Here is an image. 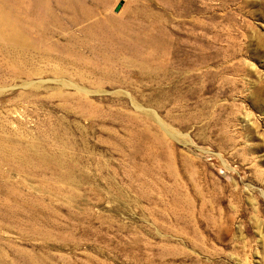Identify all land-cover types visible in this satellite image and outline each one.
Masks as SVG:
<instances>
[{
	"label": "rangeland",
	"instance_id": "374dc122",
	"mask_svg": "<svg viewBox=\"0 0 264 264\" xmlns=\"http://www.w3.org/2000/svg\"><path fill=\"white\" fill-rule=\"evenodd\" d=\"M45 4L59 21L45 35L55 53L89 42L86 31L108 20L125 30L113 47L133 52L104 59L95 41L64 77L102 91L85 98L64 88V99L49 88L55 64L31 58L45 71L19 76L0 53V140L39 136L48 116L75 140L73 169H18L0 149V263L264 264V0ZM160 36L186 62L172 68L177 83L139 64ZM39 79L23 98L22 81Z\"/></svg>",
	"mask_w": 264,
	"mask_h": 264
},
{
	"label": "bare ground",
	"instance_id": "6f19581e",
	"mask_svg": "<svg viewBox=\"0 0 264 264\" xmlns=\"http://www.w3.org/2000/svg\"><path fill=\"white\" fill-rule=\"evenodd\" d=\"M39 1L42 3L40 7L28 9L18 4V0H12V3L9 4L0 0V53L7 58V63L5 62V64H8L13 68V70L15 69L16 74L19 76L23 75L28 77L31 74L37 75L45 71L40 68H36L35 65H32L31 58L37 59L45 64H50L52 62L55 66L50 68V72L55 76L52 78L55 86L49 88L55 91V95L60 97L63 96V99L64 88H71L77 94L85 96V98L89 95L91 96V92L102 91L99 88L88 89L82 85V83L66 80L64 77L67 74L66 64L73 63L80 65L82 60L85 61L84 57H82V52H84L83 50H87L88 46L94 47V45H96L95 41L98 42L100 46H103V51L100 52V55L104 59H110V56H120L123 55V53L131 55L133 51L119 46L113 47L112 45L114 36H119V34L125 31L123 27L121 25H115L109 20L103 23H96V25L92 28L90 27V29L86 31L87 36L85 35L93 43L90 41H84L86 39L82 40L77 38L75 39L77 48L66 45L64 49V46H60V54H57L55 51L58 49L59 45L57 46V44L47 41L45 36L46 33L49 32H47L49 25H58L59 21L57 19V15L52 9H50L49 5L45 4V0ZM63 10L64 11L61 12H64L65 16L72 17L74 15V11L70 8L64 7ZM32 30H34L37 34V37L33 39H31L29 35V32ZM158 40V46L152 47L146 56L143 54L140 55L139 64L144 70H146V72H153L152 69H154V66H157L158 70L162 71L164 83L167 79H173L174 81L171 82L177 83L178 81L174 78L176 77L174 76L176 71L172 68L186 62L181 63L184 58L181 57L178 49L175 48L169 51L166 42L162 40L161 36ZM156 50L160 52L159 59L155 58L154 55L151 54ZM74 54L75 56L78 55V60L75 59L74 61L72 59L73 57L71 58ZM24 60H28L27 63L31 65L29 69L21 66V63H25ZM158 62L160 66L158 65ZM77 70L78 69H76V71ZM90 74L92 76H96L94 77L96 78V82L92 81V83H96L97 85L100 84L102 77L99 75L101 73L91 71ZM78 75L79 80L91 83V79H89L91 77L90 75L89 78H87L85 74H81V72L78 73ZM43 81L44 80L42 79L22 81V88L30 89V93L22 94L23 98L33 95L34 92H36V90L43 85ZM170 85L173 84L170 83ZM42 122V129H40V126L37 128L39 136L34 135L31 130H23L21 134L19 133L17 135V142H9L7 141V138L0 140V149L8 152H5L7 155L5 156V159L3 158L4 161H6L7 164L15 163L16 166L13 167L18 169L26 167H38L43 170L73 169L75 167V163L72 161L73 159H70L71 155H69L70 152L68 153L67 150H73L74 146L72 144V140L75 141L74 138L68 136L67 133H65V135L64 131L66 128L64 129V127L62 128L59 125H56L54 123L56 120L50 119L49 116L42 119ZM156 122H158L160 128L168 136L173 138L180 137V133L171 126L167 125L165 122L161 120ZM20 151H24V155L21 156L18 154ZM31 264L41 263L38 259L34 258L31 260Z\"/></svg>",
	"mask_w": 264,
	"mask_h": 264
}]
</instances>
